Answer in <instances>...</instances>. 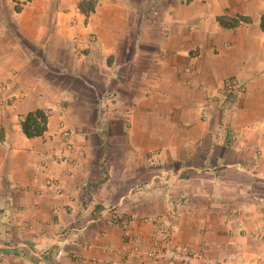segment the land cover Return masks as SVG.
<instances>
[{
	"label": "crops",
	"instance_id": "crops-1",
	"mask_svg": "<svg viewBox=\"0 0 264 264\" xmlns=\"http://www.w3.org/2000/svg\"><path fill=\"white\" fill-rule=\"evenodd\" d=\"M81 8L0 0V264H153L151 217L192 264H264V0Z\"/></svg>",
	"mask_w": 264,
	"mask_h": 264
},
{
	"label": "built area",
	"instance_id": "built-area-1",
	"mask_svg": "<svg viewBox=\"0 0 264 264\" xmlns=\"http://www.w3.org/2000/svg\"><path fill=\"white\" fill-rule=\"evenodd\" d=\"M80 2L82 6L81 11L85 15H89L97 7L100 0H80ZM224 89L227 94H238L244 90V86L234 78H227L224 83ZM113 96V93H110V97ZM20 120H24V117H21ZM61 134L67 138L69 130L63 129ZM68 145L70 146V143ZM126 220V218L124 219L116 213H113L110 218L112 224H122ZM143 220L156 225L150 237V247L145 252L153 264H192L197 253L190 248L181 247L175 243L174 231L171 225L161 222L158 217L144 218ZM131 239L133 242L131 248L122 247L121 249H117L112 245H107L105 249L128 256L133 255L138 250V242L141 241V237L139 233H136L131 236ZM209 264H240V261L236 253H230L222 260H210Z\"/></svg>",
	"mask_w": 264,
	"mask_h": 264
},
{
	"label": "trees",
	"instance_id": "trees-1",
	"mask_svg": "<svg viewBox=\"0 0 264 264\" xmlns=\"http://www.w3.org/2000/svg\"><path fill=\"white\" fill-rule=\"evenodd\" d=\"M46 124L47 115L41 109L28 113L21 121L22 130L28 137L42 135L46 130Z\"/></svg>",
	"mask_w": 264,
	"mask_h": 264
},
{
	"label": "rangeland",
	"instance_id": "rangeland-1",
	"mask_svg": "<svg viewBox=\"0 0 264 264\" xmlns=\"http://www.w3.org/2000/svg\"><path fill=\"white\" fill-rule=\"evenodd\" d=\"M78 86H79L78 88L81 91L80 92V96L82 98H84L85 100L88 99L87 101H89L90 103H92L93 98H92L91 92L88 89L81 87L79 84H78Z\"/></svg>",
	"mask_w": 264,
	"mask_h": 264
}]
</instances>
